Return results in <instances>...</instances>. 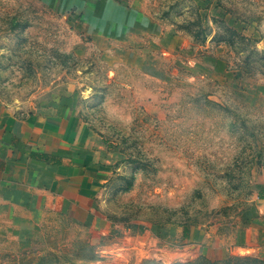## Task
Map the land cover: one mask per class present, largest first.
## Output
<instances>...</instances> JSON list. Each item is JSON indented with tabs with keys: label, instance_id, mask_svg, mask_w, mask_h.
I'll list each match as a JSON object with an SVG mask.
<instances>
[{
	"label": "rangeland",
	"instance_id": "1",
	"mask_svg": "<svg viewBox=\"0 0 264 264\" xmlns=\"http://www.w3.org/2000/svg\"><path fill=\"white\" fill-rule=\"evenodd\" d=\"M0 101L59 105L112 166L107 230L57 198L1 197L0 264H264V234L241 245L264 184V0H0ZM185 224L190 243L124 247Z\"/></svg>",
	"mask_w": 264,
	"mask_h": 264
},
{
	"label": "crops",
	"instance_id": "2",
	"mask_svg": "<svg viewBox=\"0 0 264 264\" xmlns=\"http://www.w3.org/2000/svg\"><path fill=\"white\" fill-rule=\"evenodd\" d=\"M70 114L55 103L24 108L0 101V198L12 191L32 198L45 195L57 198L63 209L77 216H95L96 226L107 230L108 219L96 214L98 192L105 187L112 170L109 154L102 144L94 141L81 121ZM255 198L260 204L257 210L253 207V219L243 222L244 243L240 244L244 248L261 246L264 184L256 188ZM197 231V226L187 224L180 228L164 227L159 235L151 233L147 238L130 235L132 240L124 247L152 250L160 248V240L165 242L169 236H175L173 242L180 239L190 243ZM199 235L201 243L211 247L210 255L216 258L222 255L223 244L217 236L211 234L213 242H209L207 230Z\"/></svg>",
	"mask_w": 264,
	"mask_h": 264
}]
</instances>
